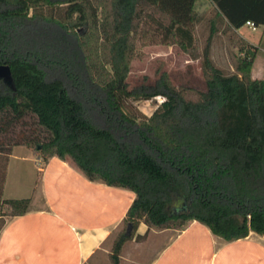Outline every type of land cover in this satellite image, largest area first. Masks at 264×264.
<instances>
[{"label":"trees","instance_id":"obj_1","mask_svg":"<svg viewBox=\"0 0 264 264\" xmlns=\"http://www.w3.org/2000/svg\"><path fill=\"white\" fill-rule=\"evenodd\" d=\"M199 0H0V230L27 212L30 197H5L12 145L71 158L92 180L135 192L115 233L111 264L126 241L149 227L185 228L197 219L234 240L264 234V78H254L258 46L239 40L232 72L211 56L210 34L197 54ZM240 28L264 25V0H210ZM224 17V18H223ZM81 28V29H80ZM177 43L201 58L206 89L178 87L164 72L151 87L130 89L137 44ZM165 99L151 115L126 101ZM29 134L4 149L17 122Z\"/></svg>","mask_w":264,"mask_h":264},{"label":"crops","instance_id":"obj_2","mask_svg":"<svg viewBox=\"0 0 264 264\" xmlns=\"http://www.w3.org/2000/svg\"><path fill=\"white\" fill-rule=\"evenodd\" d=\"M202 3L197 9L202 14L199 24L208 28L209 36L213 33L216 64H222L213 54L217 35L222 49L230 35H237V42L244 38L257 45L258 55L264 47V31L256 44L243 32L245 26L255 30L251 25L246 22L233 28L219 17L210 0ZM257 55L252 76L264 78V62L257 65ZM17 147L26 145L12 150L4 196L30 197L31 202L24 214L6 217L0 230V264H111L114 235L123 225L135 192L90 179L71 158L52 155L42 161L32 148L27 146V154L19 155ZM13 158L36 164L38 178L33 189L22 179L10 183ZM137 233L139 238L125 242L120 264H264V234L253 230L245 237L227 240L194 219L183 229L149 227L141 221Z\"/></svg>","mask_w":264,"mask_h":264},{"label":"rangeland","instance_id":"obj_3","mask_svg":"<svg viewBox=\"0 0 264 264\" xmlns=\"http://www.w3.org/2000/svg\"><path fill=\"white\" fill-rule=\"evenodd\" d=\"M202 4V0H199L197 9H199ZM263 31L264 27H259L255 30H252L247 26L243 28V32L248 33L247 36L256 44H258ZM195 37V52L200 54L209 38L208 28L204 24L198 23L195 27ZM237 37V35H230L226 49L221 48L224 44L221 45L220 35H217L214 38L215 49L213 50V54L216 55V60L222 63L220 67H223L226 72H232L235 69L240 46L237 42ZM263 44L264 40L262 47ZM137 49V54L131 62V68L127 79L130 89L151 87L155 85L164 72L168 73L171 81L178 87H192L200 90L206 89V78L201 58H192L191 55L184 51L179 44H167L162 42L150 44L138 43ZM262 62H264V47L257 55L256 64L260 65ZM164 99L165 97L163 95H158L151 99L130 98L126 101V109L138 115H151ZM29 119L30 118H26L24 119L25 122L22 121L13 124L10 127L9 132L3 134L2 140L5 141V150H8L10 143L21 139V135L29 134L32 126V122ZM12 146L13 150L16 145ZM26 149L27 146L17 147L15 152L19 155L27 154ZM32 156L34 157L35 155L32 153ZM37 172V166L34 162L13 158L10 170V183L15 184L22 179L27 183L29 189H33L38 178ZM30 182H32L31 185H29ZM27 187V192H29Z\"/></svg>","mask_w":264,"mask_h":264},{"label":"water","instance_id":"obj_4","mask_svg":"<svg viewBox=\"0 0 264 264\" xmlns=\"http://www.w3.org/2000/svg\"><path fill=\"white\" fill-rule=\"evenodd\" d=\"M0 79H3L13 89L15 88L14 77L8 63H0Z\"/></svg>","mask_w":264,"mask_h":264},{"label":"built area","instance_id":"obj_5","mask_svg":"<svg viewBox=\"0 0 264 264\" xmlns=\"http://www.w3.org/2000/svg\"><path fill=\"white\" fill-rule=\"evenodd\" d=\"M247 23H248L249 25H251V26L253 27V29H256V28H257V26H256L253 22H251V21H247Z\"/></svg>","mask_w":264,"mask_h":264}]
</instances>
